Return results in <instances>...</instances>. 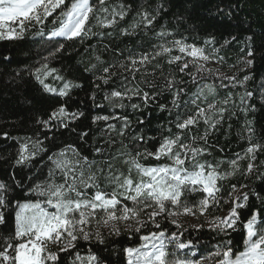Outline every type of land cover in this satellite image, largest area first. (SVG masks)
Listing matches in <instances>:
<instances>
[{
  "label": "trees",
  "instance_id": "1",
  "mask_svg": "<svg viewBox=\"0 0 264 264\" xmlns=\"http://www.w3.org/2000/svg\"><path fill=\"white\" fill-rule=\"evenodd\" d=\"M72 2L66 0V5L70 6ZM89 4L93 9L87 23L90 31L82 39L52 36L66 19L61 14L62 10H67L66 6L61 5L46 18L44 9H37L42 22H26L19 38L0 40V183L8 186L4 195L10 201L9 207L0 209L5 217V222L0 224V245H3L4 238L15 232L17 205L36 202L40 198L38 191L29 189L47 183L50 170L55 171V181L62 182L61 173L55 170L48 156L71 145L69 151L73 153L75 150L79 156L88 157L99 166L102 160L123 153L113 162L114 171L128 175L130 165L123 162L125 159L135 157L149 167L171 164L165 157L144 159V155L146 151L155 152L164 138L181 134L183 143L206 148L204 155L196 158L200 163L218 164L217 171L222 173L233 172L230 161L237 160L240 166L233 175L217 181L225 197L232 191L233 184L239 190L237 195L246 192L249 196L246 206L239 210L240 220L233 229H228L227 235L205 225L178 228L166 214H161L155 218L159 228L149 219L140 231L121 228L120 234L115 235L102 230L105 244L81 239L68 252L57 250L58 261L48 264H79L77 253L83 261L95 254L103 264H127L123 249L138 248L142 245V236L160 231L166 236L180 235V242H190L194 246L196 255L193 258L209 259L208 264H214V254L218 249L224 250L228 241H231L233 252L243 251L244 223L253 211L258 213V221L264 220V179H257L264 173V92L260 89L264 83V0H105L103 6L99 0H89ZM144 11L156 17L147 27L141 16ZM121 12L123 18L119 15ZM113 20L115 23L111 26L101 27L102 23ZM11 25L20 32L19 21H11ZM162 32L165 35H159ZM176 40L205 50L211 54L214 65L208 66L200 60L192 62V57L179 52L173 43ZM60 45L63 47L57 51ZM161 46L171 51L164 53ZM249 48L254 52L252 57L247 54ZM156 52L161 55L143 66L137 65L140 71L135 73L134 79L133 73L120 68L121 64L130 66V58L139 60L144 53L154 55ZM175 56L183 58L170 64L168 61ZM248 59L253 60L251 66L246 63ZM186 61H189L188 67L181 72ZM108 65H112V71L117 74L104 83L98 77L106 75L102 69ZM233 76L235 80L224 79ZM245 76L249 79L245 80ZM169 79L175 82V87L163 90L162 86ZM40 80L57 91L46 92ZM145 81L155 87H149ZM66 82L72 87L67 96L61 97L58 92ZM125 86L129 89L138 86L141 96L144 91L155 95L147 104L137 96L118 101L123 107L114 106L105 99L114 90L124 91ZM206 86H211L214 91L209 93ZM181 88L184 91L178 97L180 108L177 109L172 103L173 95ZM246 92H252L253 96L245 97ZM198 94L201 99L193 104L192 100ZM226 98L229 102L225 105ZM133 103L140 107L133 109ZM209 103H214L217 109H227L222 115L210 110L213 119L218 121L215 128L206 125L201 117L189 130L181 133L177 129V111L181 119H187L195 116L197 106L207 110ZM62 104L69 113L82 112L83 115L75 120H65L67 128L60 127L59 120L50 121L51 130L38 123L47 121ZM160 105L165 108L162 110ZM95 116L114 118L93 123ZM124 118H127V127H124ZM108 125H114V130ZM122 128L124 136L119 135ZM206 131L207 143L200 139ZM4 133H7L6 137ZM81 133H87V136L81 138ZM53 136L55 139H45ZM141 136L143 139H138ZM37 139L43 140L45 151L39 152L25 165H15L22 145L26 144L28 152H32ZM251 145H259L252 154L255 156L252 163L256 167L246 176L243 170L251 159L246 156V150ZM95 148H103V154H96ZM136 152L142 155L136 157ZM187 166L191 168L190 163ZM103 167L107 169V165ZM135 176L133 168L132 177ZM99 183L106 192L113 190L114 185H109L103 178ZM241 184L247 187L240 189ZM93 191L88 190L89 194ZM204 195L202 191L190 192L186 202L189 206L198 204ZM227 207V203L221 202L212 216L218 217Z\"/></svg>",
  "mask_w": 264,
  "mask_h": 264
},
{
  "label": "snow or ice",
  "instance_id": "2",
  "mask_svg": "<svg viewBox=\"0 0 264 264\" xmlns=\"http://www.w3.org/2000/svg\"><path fill=\"white\" fill-rule=\"evenodd\" d=\"M100 5L103 6L105 0H99ZM61 5L66 6V11L61 14L66 17L62 21L59 30L54 31L52 36H62L68 39L83 38L88 34L90 29L87 27L89 21V14L93 11L89 4V0H73L70 6L66 5V0H0V29L5 28L8 21H19L20 32H16L14 28H9L7 31H0V40H14L19 38L20 33L25 30L26 22L35 20L42 22L37 9L43 8L45 18L50 16L53 11L60 8ZM107 11V9L102 8ZM159 11V9L157 10ZM123 18L124 13H119ZM145 21V27L150 26L156 19L155 15H150L147 11L141 13ZM22 18V19H21ZM115 21H108L102 23L101 27H109ZM165 35V33H159ZM251 40V37H248ZM178 47L180 53L192 57L193 61L205 60L209 57L205 55L204 50L195 47L194 45L184 44L181 40L173 42ZM60 45L57 51L62 48ZM162 47L164 53L171 51L168 47ZM248 56L252 57L254 52L249 48ZM161 55L156 52L154 55L144 53L139 60L130 58L131 65H120L123 71L135 73L140 71V67L145 63H150L157 56ZM182 56H175L168 62L171 64L175 61L181 60ZM100 58L97 57V60ZM189 61H186L181 67V72L188 67ZM246 63L251 66L252 59H248ZM46 67V65H45ZM93 67H96L93 65ZM112 65L103 67L102 71L105 76L98 77L104 83H108L109 79L117 73L112 71ZM203 66H201L202 68ZM39 71V70H37ZM53 71H55L53 69ZM39 80V76H37ZM230 81L235 80V77H224ZM245 80L249 77L245 76ZM46 92H56V89L51 88L49 85L44 84L40 80ZM149 87H155L150 82L145 81ZM79 87L80 85H75ZM72 87L70 82H66L64 87L59 90L58 95L61 97L68 95V90ZM175 87V82L171 79L167 80L166 84L162 86L163 90H172ZM209 93L214 89L211 86H206ZM226 87V85H222ZM260 89L264 92V83L260 85ZM184 90L178 89L173 95V106L177 109L180 108L178 97ZM203 90H201V93ZM131 93V95H129ZM149 92L144 91L141 96V90L136 88L129 89L125 86L124 91L114 90L105 97L109 103L114 106L123 107L122 101L124 99H131L132 96L141 97L145 104L154 97ZM252 92H246L245 97H252ZM201 96L198 94L196 99L192 100L196 104ZM206 99V97H205ZM264 100V95H262ZM242 101L246 102L242 97ZM229 100L226 98L223 103L226 105ZM133 109H138L140 105L135 103L131 104ZM186 107V104H185ZM163 110L164 105H160ZM210 110L218 111L221 115L227 110L226 108H216L214 103H209L207 110L197 106L195 116H188L187 119H181L179 111H177L176 127L181 131L189 130L190 126H194L198 119L203 117L204 123L211 128H215L216 123L211 115ZM83 113H69L66 107L62 104L58 109L54 110L47 121H38L42 123L44 128L51 130L50 121L59 120L60 127L67 128L65 120L78 119ZM114 117L109 116H95L93 123L98 120L107 121ZM125 119L124 127L128 126L127 118ZM142 123V121H141ZM109 129L114 130V125H108ZM252 131L251 128L248 129ZM75 131V129H73ZM5 137L7 133L3 134ZM120 136H124L123 128L119 132ZM81 138L87 136V133H81ZM45 139H55V137H45ZM111 139V137H109ZM143 139V137H138ZM196 138L193 137V140ZM200 139L207 143V131ZM43 140L37 139L33 145L34 151L28 152V146L22 145L20 152L15 160V165H25L33 159L39 152L45 151L42 147ZM72 148L71 145L66 149H61L59 153L48 156V160L52 161L55 170H59L62 176V182H56L53 178L55 171L50 170L48 182L41 185L37 184L29 191H38L40 196L46 197L44 201L28 202L18 204V211L15 213V232L12 236L4 238L3 245H0V264H48V262L58 261V252L53 251L49 246L55 245L59 252H68L69 249L76 247V242L79 240L90 241L95 240L97 243L103 245L106 243L104 236L99 229L93 232L88 226L93 220L96 221L97 226L103 224L108 227L110 221L117 223L122 221L136 220L139 227L135 231H140V227L146 226V221L138 220L140 213L145 212L150 220L159 228V223H156V217L161 214H166L168 217L179 215H195L193 209L198 208L200 215H204L210 206L219 205L221 202L231 203V208L228 214L224 217H212L209 221L210 227L214 231H219L227 235L228 229H233L237 222L240 220V209H243L248 201L249 196L246 192H241L240 195L233 197L232 193L237 191V185L231 186L232 191L228 192L227 197L223 195V188L218 186L217 181L226 179L227 176L233 175V172L239 171L240 166L237 160L230 161V166L233 172L222 173L217 171L219 165H212L200 163L196 158L204 155L206 148L192 147L191 144L182 142L181 134H177L174 138H164L163 142L156 149L155 152H147L144 159L152 157L160 160L162 157L171 161V164H164L159 166H144L133 157L125 159L123 162L129 164L128 175L116 170L114 171V161L119 158L123 153L113 156L110 160H102L97 165L96 161H89L88 157H81L79 153L73 150L75 159H68L66 152ZM259 145H251L246 150V156L251 159L247 164V168L243 170L244 175H249L256 167L252 160L255 156L252 155ZM103 148H95L96 154H103ZM27 153V154H26ZM131 154H129L130 156ZM142 153L136 152L135 156L140 157ZM240 159V157H238ZM191 164V168L187 165ZM107 165V169L103 167ZM86 166V167H85ZM95 168V170H93ZM133 168L136 170L137 179L132 178ZM103 178L109 185H114L111 192H106L100 186V179ZM257 179H264V173H261ZM247 185H239L240 189L246 188ZM94 191L89 194L88 190ZM0 209L10 206V201L5 199L4 193L7 192L8 186L0 183ZM194 191H202L205 195L198 204L189 206L186 202L187 194ZM125 201H131L134 205L129 208ZM42 203L47 207H42ZM120 206V207H118ZM51 208L54 211H48ZM147 209H153L146 212ZM102 213V214H101ZM99 217V218H98ZM5 222V217L0 211V224ZM172 224L181 227L178 220H171ZM131 228V225H129ZM246 230V237L244 240L243 251L233 252L231 248V241L224 245V250H218L215 256L221 257L216 261V264H264V220L258 221V213L253 211L250 218L244 223ZM121 229L113 224L109 228L110 234L118 235ZM165 236L164 231L153 232L150 235L142 236V241L158 240L159 243L152 245L154 252H142L139 248L126 247L123 249L124 254L128 258L127 264H197L187 258L184 259H168L169 253L166 252L167 245L162 239ZM15 241V243H13ZM169 243H173L177 249H184L189 245L179 242L175 233L172 234V239ZM190 243V242H189ZM147 247V245H142ZM76 259L83 258L76 254ZM87 264H103L98 255L92 254L87 258ZM74 264V262H73Z\"/></svg>",
  "mask_w": 264,
  "mask_h": 264
},
{
  "label": "rangeland",
  "instance_id": "3",
  "mask_svg": "<svg viewBox=\"0 0 264 264\" xmlns=\"http://www.w3.org/2000/svg\"><path fill=\"white\" fill-rule=\"evenodd\" d=\"M9 28H14L11 25V21L6 22L5 28L4 29H0V31H7ZM55 37H57V36H55ZM204 53H205V55H207L209 57V59L207 61L200 59V61L203 62L204 64L208 65V66L214 65V61L212 59L211 54H209L205 50H204ZM66 157L68 159H75L73 153L71 151H69V150L66 152ZM132 178L134 180H136L137 179V174H136L135 177H132ZM238 193H239V190H237L235 193L232 194L233 197L237 196ZM42 197L43 196H40V198L38 199V201H44L46 199V197H45V199L42 198ZM24 203H28V202H24ZM124 203H126L129 208H132L134 206L131 201H125ZM217 206L218 205L210 206L209 207L210 210H207L204 215H200L199 210L197 209L196 211L194 210L196 212L195 215H179V216H172V217H168V218H169L170 221L173 220V219L174 220H178V222L181 225V227H178V228L188 227V226H200V225H205L207 227H210L209 221L212 219V217H214V216H212V213L214 212V210H216ZM227 206H228L227 209L224 210L218 217H221L222 218V217H224V216H226L228 214V211H229V209L231 208L232 205H231V203H227ZM42 207H47V206L42 203ZM118 207H120V206H118ZM47 210L50 211V212L51 211H54L51 208H47ZM152 210L153 209H147L146 212H150ZM137 219L138 220H141V221H146V222L149 220V218L145 214V212L140 213V215H139V217ZM113 224H116L120 229L121 228H125V229L133 230V231H135V229L137 227H139V225L137 224V221L136 220L122 221V222H119V223H117L115 221H110L108 227H105L103 224H100L99 226H97L96 221L93 220L92 223L88 227L93 232H95L97 230V228L101 232L102 230L109 231V228ZM129 225H131V228H129ZM141 228L142 227H140V229ZM176 236H177V238H178V240L180 242L181 241L180 235H176ZM162 239L165 241V244L167 245L166 252L169 253V256H168V259L169 260H171V259H184V258H187L189 260H192L194 262H197V264H208V263H210V260L209 259L195 260L193 258V256L196 255V251H195V248H194L193 245H191L189 243H186V244L189 245L188 247H186L184 249H177V248L174 247V244L173 243H169V241L172 239V235L171 236H166L165 235ZM154 243H159V241L158 240L142 241V245H145L146 244L147 247H142V245H141L138 248L142 252L146 251V252L152 253V252H154V249L152 247V245ZM49 247L53 251H57L58 250V248L55 245H50ZM218 250L222 251L221 249H218ZM214 256H215V254H214ZM217 258H218V256H215V258L212 261V263L216 264V261H217L216 259ZM78 262H79V264H82V261L81 260H78ZM83 264H87V259H86V261H83Z\"/></svg>",
  "mask_w": 264,
  "mask_h": 264
}]
</instances>
